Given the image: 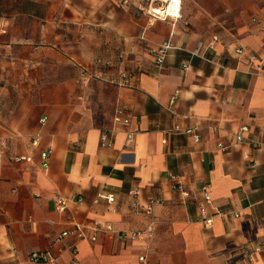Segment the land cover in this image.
<instances>
[{"label": "crops", "instance_id": "crops-1", "mask_svg": "<svg viewBox=\"0 0 264 264\" xmlns=\"http://www.w3.org/2000/svg\"><path fill=\"white\" fill-rule=\"evenodd\" d=\"M164 1L0 0V264H35L40 251L58 264H234L264 243V0H183L180 19L150 15ZM167 44L159 66L153 50ZM99 60L112 62L105 78L129 72L133 86L94 77ZM96 223L142 235L70 237L76 256L51 246Z\"/></svg>", "mask_w": 264, "mask_h": 264}, {"label": "built area", "instance_id": "built-area-1", "mask_svg": "<svg viewBox=\"0 0 264 264\" xmlns=\"http://www.w3.org/2000/svg\"><path fill=\"white\" fill-rule=\"evenodd\" d=\"M182 2L183 0H165L163 3V6H161V8H157V9H152L150 13V15L157 17L161 20H166L167 18H173V19H180L181 17V6H182ZM160 11V12H158ZM169 44L167 45H163L160 46L159 48H156L153 50V53L156 54L157 59L156 62L159 66L163 65L165 57H166V52L167 49L169 48ZM201 47L199 46L198 49L196 50V54H199ZM244 52V50H239L238 53L242 54ZM257 57L252 56L251 57V61L252 62H256ZM97 63V66L99 67L100 74H98V76H94L96 78H99L101 80H107L108 82L110 81L113 84L118 85L120 88H131L133 86L132 80L134 78L133 74L129 73V72H121L118 77H111L109 79L105 78V73L104 71L108 69V67L112 66V62L108 61V62H103L101 60H99ZM259 67H258V71L257 72H263L264 71V62L260 61L258 63ZM90 78L93 79V75L90 76ZM116 117L115 120L117 123L122 124V125H126L128 123H130V119L127 115V113L125 112L123 107H119L117 108L116 112ZM43 122H46V120H43ZM177 130L179 131L180 128H177ZM193 130H187V133H192ZM249 128L247 126H245L244 128L241 129V131L239 132V134L237 135L236 139L238 143L244 142V133L248 132ZM132 138H133V134L129 133L128 137H127V142L131 144L132 142ZM38 138L33 142V146L37 147L38 145ZM100 144L105 147V148H111L114 143H113V133L109 134V133H103L101 136V140H100ZM218 147L222 150V151H227L229 149L228 145H225L223 143H219ZM50 156V152H45L42 155V159L44 160V164L43 167H46V162L48 161V157ZM171 178L173 180H176L177 178L175 176H171ZM174 188L176 189H182V186L177 184L174 185ZM203 191L205 194V199L208 202H211L209 193H208V186L203 187ZM130 195L133 196V200L132 202V207L133 209L136 211L139 208V203L136 202L137 196H138V192L133 190L132 192H130ZM102 199H105L107 201V203L109 204H113L115 203V198L112 196L109 197H102ZM77 202L82 203L83 200L82 199H78ZM98 202V201H97ZM160 200H151L150 205L146 208H144L143 210L146 211V213H151L152 209H153V205L160 203ZM56 204H57V209L60 212H65L68 209L69 204H67V201L63 198H58L56 200ZM203 214V224H205L206 226H212L214 224L215 218H211V217H207L205 213ZM238 216V214L236 215ZM92 233V235H88V233L85 232V230H82L81 228H75L74 230L70 229L69 231H63L61 233H59L55 239L53 240L51 246L55 247V245H60L62 247V249L67 250V251H71L73 256H76V248H74L73 245H69L67 243V241L70 239V237H76L79 240H84V239H89L92 242H96L98 239V235L99 232H105V233H112V234H116L117 238L119 241L121 242H129V241H135L138 240L139 237L142 235L139 232H119L116 231L112 225H103L101 223H96L94 225V227L89 229ZM264 252V243H257V244H253L251 246H248L244 249V251L241 253L240 255V259L238 261H236L234 264H256L257 261V256L259 254H262ZM30 261L32 263L35 264H58L56 261V257L52 254L51 251H40V252H33L31 254L30 257ZM140 261L144 262V258H140Z\"/></svg>", "mask_w": 264, "mask_h": 264}, {"label": "bare ground", "instance_id": "bare-ground-1", "mask_svg": "<svg viewBox=\"0 0 264 264\" xmlns=\"http://www.w3.org/2000/svg\"><path fill=\"white\" fill-rule=\"evenodd\" d=\"M158 12H160V11H158Z\"/></svg>", "mask_w": 264, "mask_h": 264}, {"label": "rangeland", "instance_id": "rangeland-1", "mask_svg": "<svg viewBox=\"0 0 264 264\" xmlns=\"http://www.w3.org/2000/svg\"><path fill=\"white\" fill-rule=\"evenodd\" d=\"M161 8V7H160Z\"/></svg>", "mask_w": 264, "mask_h": 264}]
</instances>
